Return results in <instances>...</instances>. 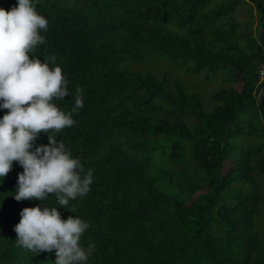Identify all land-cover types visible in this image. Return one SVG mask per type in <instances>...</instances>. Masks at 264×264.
Returning a JSON list of instances; mask_svg holds the SVG:
<instances>
[{
    "label": "trees",
    "instance_id": "obj_1",
    "mask_svg": "<svg viewBox=\"0 0 264 264\" xmlns=\"http://www.w3.org/2000/svg\"><path fill=\"white\" fill-rule=\"evenodd\" d=\"M34 3L48 28L32 58L68 81L69 96L55 103L69 113L83 90L74 125L48 135L93 182L67 207L55 195L16 201L23 169L14 162L0 179V264H55V251L16 243L21 211L37 206L90 225L80 240L93 246L86 264H264V96L254 95L264 92V0ZM16 5L0 0L6 11ZM151 56L218 83L213 107L204 111L171 76L127 66Z\"/></svg>",
    "mask_w": 264,
    "mask_h": 264
},
{
    "label": "clouds",
    "instance_id": "obj_2",
    "mask_svg": "<svg viewBox=\"0 0 264 264\" xmlns=\"http://www.w3.org/2000/svg\"><path fill=\"white\" fill-rule=\"evenodd\" d=\"M48 20L36 10L34 0H17L6 11L0 8V179L11 171L14 162L23 169L18 175L16 201H43L55 195L67 207L70 200L83 197L93 182L91 169L86 174L78 158L50 132L72 127V114L83 107L82 89L77 88L75 106L69 113L55 101L69 96L68 81L59 66L41 63L32 53L45 43L40 34L47 31ZM55 62V57H51ZM41 133L48 145L36 146ZM34 149V150H33ZM15 226L16 243L25 250L41 253L55 251V264H86L93 246L81 247L82 235L90 225L80 218L66 220L56 207L24 208Z\"/></svg>",
    "mask_w": 264,
    "mask_h": 264
},
{
    "label": "rangeland",
    "instance_id": "obj_3",
    "mask_svg": "<svg viewBox=\"0 0 264 264\" xmlns=\"http://www.w3.org/2000/svg\"><path fill=\"white\" fill-rule=\"evenodd\" d=\"M251 7L253 8L252 4ZM252 13L254 15V9H252ZM127 66L135 71H149L158 79L162 78L163 76H171L180 82L187 93H196L198 95L202 103V109L204 111L208 112L213 107L211 94L216 90L218 83L207 82L203 79L202 75H188L181 68L173 66L166 59L158 58L156 56H151L149 59L143 62H128ZM235 89L239 90L240 84L236 85ZM241 142L243 143V146H247L249 143V141L243 140ZM238 144L240 145V143ZM227 168L228 164L225 163L224 172L227 171Z\"/></svg>",
    "mask_w": 264,
    "mask_h": 264
},
{
    "label": "built area",
    "instance_id": "obj_4",
    "mask_svg": "<svg viewBox=\"0 0 264 264\" xmlns=\"http://www.w3.org/2000/svg\"><path fill=\"white\" fill-rule=\"evenodd\" d=\"M263 79H264V64H261L258 68V80L256 85L258 86L263 81ZM261 94H262V89L259 88L256 92H254L255 99L259 100Z\"/></svg>",
    "mask_w": 264,
    "mask_h": 264
},
{
    "label": "water",
    "instance_id": "obj_5",
    "mask_svg": "<svg viewBox=\"0 0 264 264\" xmlns=\"http://www.w3.org/2000/svg\"><path fill=\"white\" fill-rule=\"evenodd\" d=\"M262 96H264V92L262 93Z\"/></svg>",
    "mask_w": 264,
    "mask_h": 264
}]
</instances>
